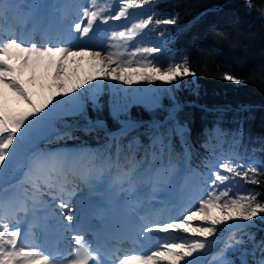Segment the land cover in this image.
<instances>
[{"label":"snow or ice","instance_id":"6c2138e0","mask_svg":"<svg viewBox=\"0 0 264 264\" xmlns=\"http://www.w3.org/2000/svg\"><path fill=\"white\" fill-rule=\"evenodd\" d=\"M156 3L158 0H86L66 5L48 0L23 4L0 0V264H236L229 253L237 252L241 264H264V238L258 240L255 232L245 231L257 227V220L264 224V200L258 192H233L237 181L260 185L264 163L257 166L250 157L245 166L244 157L235 151L225 153L222 148L217 155L220 143L214 146L206 140L201 147L212 153L202 162L206 172L193 169L191 129L177 118L186 105L177 97L171 98L169 124L154 122L149 126L148 144L138 137L123 143L139 123L122 119L127 103H113L110 115L121 127L118 133L108 134L103 151L41 147L75 138L79 120L85 122V132L106 127L105 121L92 120L86 111L88 99L94 109L103 107L99 102L102 80L125 85L160 82L175 90L185 77L197 75L186 55L161 63L154 55L164 50L161 46L130 48V42L145 30L177 25L178 16L158 19L152 12L130 26L111 31L103 27L127 20L135 14L131 10ZM244 3L253 11L252 0ZM258 15L264 20V9ZM85 57L97 71L81 79L78 66ZM25 72L26 80L22 79ZM46 79L51 82L45 84ZM219 79L236 85L248 82L230 70L222 72ZM37 83L49 93L40 104L33 102L26 87ZM193 91L199 94L198 88ZM8 92L28 109H10ZM234 111L236 130L227 133L217 125L209 139L222 142L230 136L233 145L241 143L252 107L242 104ZM175 137L182 141L179 154ZM181 162L184 168L179 166ZM194 178L199 182L192 185ZM81 185L92 193L108 185L121 194L126 212L116 217L113 208L110 225L107 204L85 201L82 214L73 215L71 201ZM177 190L176 206L183 214L164 218V206L176 203ZM197 201L198 207H194ZM222 227L229 229L230 235L208 260ZM176 233L186 235L178 241ZM50 235L67 242L63 252L39 242ZM126 241L154 246L155 250L125 253L121 246Z\"/></svg>","mask_w":264,"mask_h":264},{"label":"trees","instance_id":"16d2710c","mask_svg":"<svg viewBox=\"0 0 264 264\" xmlns=\"http://www.w3.org/2000/svg\"><path fill=\"white\" fill-rule=\"evenodd\" d=\"M252 2L254 7L251 12L245 7L244 0H158L154 5L133 10L142 13L143 17L155 12L158 19L178 16L177 25H160L154 30H145L143 34L150 43L148 46H161L164 49L161 53L154 54L159 62L166 63L173 58L179 60L186 55L197 75L185 77L175 90L163 88L159 103L153 108L132 104L125 116L138 122L139 126L129 131L123 138V143L127 144L133 137H138L143 144H148L147 132L151 124H169V113L173 110L171 98L175 96L186 105L177 118L191 129L189 138L195 148L190 162L193 169L206 172L202 162L212 155L211 151L201 147L206 140L214 146L220 143L221 146L216 147L217 155L222 148L225 153L235 151L244 157L245 166L250 157L255 158L257 166L264 163V151H261L264 149V20L258 15L264 9V0ZM160 33H164V36H160ZM229 70L247 78L248 82L236 85L219 79L222 72ZM194 88H198V95L194 94ZM99 102L103 107L97 110L88 99L86 111L92 120L99 118L105 121L104 129L85 132V122L79 120L80 128L75 132V138L53 141L42 144L41 147L48 150L103 151L109 142L108 134L115 133L121 127L110 115L108 83H104L99 93ZM242 104L250 105L252 111L244 123V138L241 143L233 145L230 136L225 137L222 142L209 139L208 134L217 125L227 133L236 130L238 118L234 110ZM173 142L176 153H181V138L175 137ZM253 149L256 151L253 152ZM179 166L185 167L182 162ZM260 179V185L237 181L233 187L238 188V192H258L259 199L264 200V177ZM258 228H264L259 220L257 227L245 231L255 232L259 240L264 238V231H259ZM239 234L237 231V235ZM229 256L235 259L236 264H241L239 252L229 253Z\"/></svg>","mask_w":264,"mask_h":264},{"label":"rangeland","instance_id":"374dc122","mask_svg":"<svg viewBox=\"0 0 264 264\" xmlns=\"http://www.w3.org/2000/svg\"><path fill=\"white\" fill-rule=\"evenodd\" d=\"M26 2H27V0H19V3H21V4L26 3ZM48 2H50V3L59 2L62 4H66V5H72V4L77 3V2L78 3H85L86 0H48ZM67 11L69 13H71L72 9L69 7L67 9ZM131 12H133V10ZM133 13H135V14L134 15L130 14V16L127 20L110 22L108 25L103 26V27H106L109 29V31H111L113 29H120V28H123L125 26H130L133 22H137L136 18H138L140 15H142L139 11H136ZM141 39H142V41H141ZM157 39L160 41V37H158ZM145 41H147L146 35L142 34L141 36L137 37L134 41L130 42V48L136 47V46H144V45L148 46L150 43L145 42ZM107 43H108V41L105 40V44H107ZM96 71H97V69L92 66V63L88 60L87 57H85L84 62L78 66V74H79V77L81 79H83L84 76H86L88 74H95ZM125 71H128V70H125ZM37 74L39 75V72ZM27 76H28V73L25 72V75H24V77H22V79L26 80ZM50 82H51L50 79H46L44 81L45 84L50 83ZM95 83H96V81H93V84H95ZM104 83H108V87H109V91H110V96H111L110 108L113 105V103H120V104L127 103L128 109L132 104H142L147 108H153L156 105H158L159 98H160V91L163 88H168L170 90L173 89V86L164 85L160 82L152 84V83H148L147 81H138L137 83H133L131 85H125L119 81L102 80V82L100 84L99 93L101 92ZM26 87H28V89H29L31 99L36 104H39V102L42 103L43 100L49 94L47 88L42 89L40 87L39 83H37L35 85H26ZM85 87L87 88L88 86L86 85ZM79 91L83 92L84 90L80 89ZM7 95H8V105H9L10 109H12L14 111H20V110H27L28 109V105L24 104L23 101L17 100V98L14 96L13 93L8 92ZM89 95H91V93H89ZM128 109H127V111H128ZM122 119H129V118H126V116H122ZM119 130L120 129H118L115 133H118ZM55 150H61V149H55ZM62 151H70V150H62ZM74 151H76V150H74ZM178 182H180V179H178ZM105 186L106 185H102L99 192L92 193V192H89V190L86 187L81 185L80 192L77 193V196L72 198L73 201L71 202V206L75 209V211L72 214L76 215V216H80V210L79 209L83 208V203L85 201H94V202L100 201L102 198V191L105 188ZM238 191H239L238 188L236 189L233 187L234 193L238 192ZM110 192L114 195L115 200L118 201V203L123 207L124 201L121 199V194L117 191L112 190V189L110 190ZM189 192H191V188L189 189ZM178 197H179V190H177L175 197H174L176 203H167L164 206V211H163L164 218H168V217L175 218L177 216H182L183 213H181L180 209L176 206L179 203ZM193 206L198 207V201ZM123 209L126 212V208L123 207ZM145 209H147L146 205H145ZM225 232H226V234H224ZM228 233H230V230L227 228H223V227L217 233V236L219 237V239L215 243L213 248L210 250V254L207 257L208 260H211L212 255H214L219 250V248L222 247L223 243L225 242V240L228 237L227 236ZM156 235L157 236H163L164 234L157 233ZM174 235H176L177 240L179 241V240L183 239L186 234L176 233ZM52 237H55V236L52 235ZM69 239H70V234H69ZM53 240H54V242H56L58 244H62V242L65 241L63 239L58 240L56 237L53 238ZM39 242L44 244L46 248H49L48 238L46 239V241H42V238H41ZM56 246H57V244H56ZM137 247H138V245H132L128 248L123 249V252L129 253V252H132L135 250L137 252H141L140 250L136 249ZM153 249H155L154 246H153Z\"/></svg>","mask_w":264,"mask_h":264},{"label":"bare ground","instance_id":"6f19581e","mask_svg":"<svg viewBox=\"0 0 264 264\" xmlns=\"http://www.w3.org/2000/svg\"><path fill=\"white\" fill-rule=\"evenodd\" d=\"M106 186H108V185H106ZM111 193V192H110ZM102 198H103V193H102ZM101 198V200L99 201V202H102L103 203V199ZM73 201V200H72ZM71 201V202H72ZM109 204H111L110 205V209H111V215H110V218L108 217V220H107V222L111 225L112 224V222H113V208H115V216L116 217H119V216H121V215H123L124 213H125V210L123 209V207L118 203V201H116L115 200V198H114V195L111 193V196H110V203ZM83 205H84V203H83ZM80 210V215H81V213H82V209H79ZM146 210V209H145ZM99 222H101V221H97V223H99ZM50 237H52V235H50V236H48L47 238H48V241H49V248H54V244L56 243V242H54L53 241V239H51ZM89 237L90 238H94L93 236H92V234H89ZM47 238H44V237H42V241H46V239ZM53 238V237H52ZM65 246H66V241H64V242H62ZM130 245H132V243L130 242V241H126L122 246H121V248H122V250L123 249H125L126 247H129ZM146 247H148V246H144V247H141V246H139L138 245V249L140 250V251H144V249H146ZM57 259L59 260L60 259V257H57Z\"/></svg>","mask_w":264,"mask_h":264}]
</instances>
